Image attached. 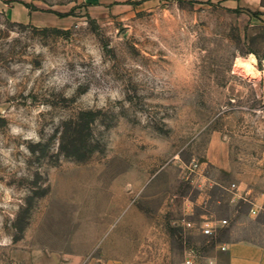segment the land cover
I'll use <instances>...</instances> for the list:
<instances>
[{"label":"rangeland","instance_id":"374dc122","mask_svg":"<svg viewBox=\"0 0 264 264\" xmlns=\"http://www.w3.org/2000/svg\"><path fill=\"white\" fill-rule=\"evenodd\" d=\"M15 2L37 20L0 14V264L89 257L101 232L155 217L165 198L168 250L155 238L144 263L167 252L169 263L186 253L216 264L223 240L264 235V9ZM251 58L254 74L238 66ZM201 194V208L228 221L214 237L172 221L180 199Z\"/></svg>","mask_w":264,"mask_h":264},{"label":"crops","instance_id":"0c3cea01","mask_svg":"<svg viewBox=\"0 0 264 264\" xmlns=\"http://www.w3.org/2000/svg\"><path fill=\"white\" fill-rule=\"evenodd\" d=\"M21 1L30 2V0ZM242 4L257 12L264 9L262 0H243ZM0 14H6L13 22L27 23L37 20L35 13L30 12L25 5L15 0H0ZM204 198L205 195L201 194L195 198L186 196L178 201V209L173 212L175 214L172 221L173 224L180 225L186 235L206 237L199 227L203 225L204 218L212 217V214L201 208ZM169 202L166 198L163 199V206L159 207L155 217H152L148 211L125 216L123 229L110 227L100 233V237L90 249L92 252L89 257L70 258L62 264H148L141 261V255L144 250L152 248L155 241H157V249L168 250L170 233L166 226V215L174 207L173 204L170 207ZM171 202L175 201L171 200ZM258 214L261 217L258 224L264 227V210ZM186 221L194 222L195 228H186L184 225ZM119 222L122 221L119 220ZM235 234L234 238L223 240L218 245L213 256L214 262L216 264H264V235L252 238L243 231ZM186 257L185 253L182 259L169 263L170 257L167 252H164L158 259V263L187 264Z\"/></svg>","mask_w":264,"mask_h":264},{"label":"built area","instance_id":"2783aa9c","mask_svg":"<svg viewBox=\"0 0 264 264\" xmlns=\"http://www.w3.org/2000/svg\"><path fill=\"white\" fill-rule=\"evenodd\" d=\"M236 185H232V191L235 195V198H239L240 200H247L244 196L238 194L236 191ZM252 213L254 215L257 214V210L255 209H252ZM228 224V221L226 219H223V220H217V219H213V217H206L204 218V222H203V225H201L199 227L201 233L206 236V237H214L218 230L223 227V226H226ZM185 227L186 228H190V229H193L195 228L196 224L192 221H186L185 222ZM224 249V248H223ZM187 264H192V260H187L186 261Z\"/></svg>","mask_w":264,"mask_h":264},{"label":"bare ground","instance_id":"6f19581e","mask_svg":"<svg viewBox=\"0 0 264 264\" xmlns=\"http://www.w3.org/2000/svg\"><path fill=\"white\" fill-rule=\"evenodd\" d=\"M256 60L254 58H251L249 60H243L240 59L238 60V66H240V68H244L245 71H248L252 74H254V70L256 69Z\"/></svg>","mask_w":264,"mask_h":264}]
</instances>
